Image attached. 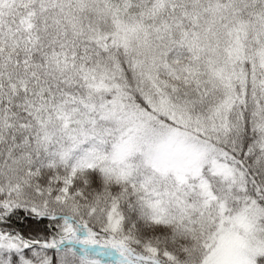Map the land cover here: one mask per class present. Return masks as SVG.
<instances>
[{"label": "snow or ice", "instance_id": "6c2138e0", "mask_svg": "<svg viewBox=\"0 0 264 264\" xmlns=\"http://www.w3.org/2000/svg\"><path fill=\"white\" fill-rule=\"evenodd\" d=\"M0 264H264V0H0Z\"/></svg>", "mask_w": 264, "mask_h": 264}]
</instances>
